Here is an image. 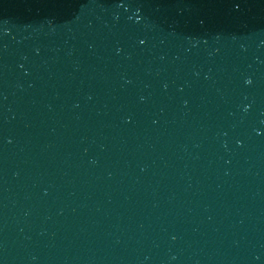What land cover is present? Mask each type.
I'll return each mask as SVG.
<instances>
[{"label": "water", "instance_id": "water-1", "mask_svg": "<svg viewBox=\"0 0 264 264\" xmlns=\"http://www.w3.org/2000/svg\"><path fill=\"white\" fill-rule=\"evenodd\" d=\"M0 264H264V0H0Z\"/></svg>", "mask_w": 264, "mask_h": 264}]
</instances>
